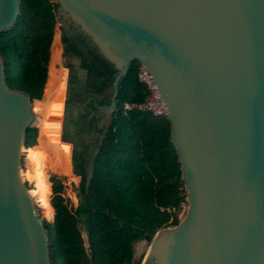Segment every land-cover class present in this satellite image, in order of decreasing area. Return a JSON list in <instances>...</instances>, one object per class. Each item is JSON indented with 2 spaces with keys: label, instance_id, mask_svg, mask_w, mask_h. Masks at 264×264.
<instances>
[{
  "label": "water",
  "instance_id": "water-1",
  "mask_svg": "<svg viewBox=\"0 0 264 264\" xmlns=\"http://www.w3.org/2000/svg\"><path fill=\"white\" fill-rule=\"evenodd\" d=\"M54 2L115 70L99 109L116 108L137 60L170 122L188 206L156 231L142 264H264V0ZM20 10V0H0V34ZM34 120L0 53V264H51L47 227L19 174Z\"/></svg>",
  "mask_w": 264,
  "mask_h": 264
},
{
  "label": "trees",
  "instance_id": "trees-1",
  "mask_svg": "<svg viewBox=\"0 0 264 264\" xmlns=\"http://www.w3.org/2000/svg\"><path fill=\"white\" fill-rule=\"evenodd\" d=\"M20 4L15 24L0 34V53L7 84L29 95L39 111L43 94L58 78L57 39H53L58 4L54 0H20ZM61 42L63 56L79 61L78 69L66 64L69 79L61 135L80 177L77 205L64 196L59 176H47L43 154L35 151L32 156L37 126L26 135L24 156L29 164L23 168L27 173L35 164L36 178L46 184V197L51 192L50 203L44 200L51 220L37 204L50 237L51 264H132L133 244L149 243L159 229L177 225L187 203L181 165L170 140L171 125L165 114L124 108L125 103L145 101L149 94L139 81L137 60L121 78L116 108L103 123L99 106L111 102L108 90L115 70L85 38L64 34ZM78 70L85 72L83 78ZM72 107L81 110L73 116ZM40 128L46 133V126ZM32 191L41 193L38 186Z\"/></svg>",
  "mask_w": 264,
  "mask_h": 264
},
{
  "label": "rangeland",
  "instance_id": "rangeland-1",
  "mask_svg": "<svg viewBox=\"0 0 264 264\" xmlns=\"http://www.w3.org/2000/svg\"><path fill=\"white\" fill-rule=\"evenodd\" d=\"M70 30L66 25L65 21L61 18L57 11V23L55 25L54 38H56V49H58V55L54 59L56 64V71L58 78L54 79L52 84L49 87V91L43 94L41 102L38 103L39 111L34 110V114L37 117H42L47 119L49 122V131L46 129V133L42 131L40 127L46 126L45 119L41 120L39 125L36 126L38 129L37 145L32 149V156H34L35 151H40L45 158V169L46 174L49 177V174H56L59 176L61 182L64 184V196L68 197L73 206L77 205V198L75 195V190L78 187L80 177L76 174L72 166L71 156L69 154L68 146L63 148L60 146L59 142L61 140L63 121L65 116V100L67 98V89H68V79H69V68L66 67L68 62L72 63L74 66L77 65V59H70L63 56V45L61 42V37L64 34H70ZM84 71L79 72L80 77H84ZM111 92V89L108 90ZM35 105V104H34ZM158 109V108H157ZM81 110L77 107H72L71 112L75 116L78 111ZM103 123L109 121L111 111H103ZM57 119L59 124L57 123ZM87 141H91V136L86 137ZM62 141V140H61ZM59 148L62 149V152L59 151ZM72 145H71V154H72ZM29 164L28 159L23 156L22 167L26 168ZM71 168V170H69ZM35 164L33 169L30 172L24 173V178L27 180L26 186H33L32 190H37V186L41 189V193L36 194V203L44 210V200H47L50 203V194L46 197V184L42 182L40 178L35 176ZM30 181V182H28ZM188 204H183L181 212L179 214L180 220L184 218L187 211ZM45 216L47 219L51 220L46 213ZM149 243L146 241L140 240L133 244V261L132 264H136L140 261V264L143 263L144 256L146 254Z\"/></svg>",
  "mask_w": 264,
  "mask_h": 264
},
{
  "label": "built area",
  "instance_id": "built-area-1",
  "mask_svg": "<svg viewBox=\"0 0 264 264\" xmlns=\"http://www.w3.org/2000/svg\"><path fill=\"white\" fill-rule=\"evenodd\" d=\"M138 78H139L140 82L146 84L147 89L149 91V94H148L145 101L138 102V103H125L124 108L126 110L132 109V108H135L138 110H149L156 115L165 114L166 112H161L159 109H157V106H156V104L154 102V98H153L152 88H151L150 84L148 83V81L144 78V74L142 72V65H141L139 73H138Z\"/></svg>",
  "mask_w": 264,
  "mask_h": 264
},
{
  "label": "bare ground",
  "instance_id": "bare-ground-1",
  "mask_svg": "<svg viewBox=\"0 0 264 264\" xmlns=\"http://www.w3.org/2000/svg\"><path fill=\"white\" fill-rule=\"evenodd\" d=\"M34 110H35V107H34V104H33V111H34ZM40 122H41L40 117H37V115H35L34 125H35V126H36L37 124L39 125ZM25 148H26V146H25V147H22V150H21L23 156H24V153H25ZM19 174H20V178H21V180L24 181V182H27V180L24 178V170H23V167L20 168V173H19ZM27 188H28V191H29L30 195H31L32 198H33V201H34V204H35L36 211H37V213L39 214L41 221L45 224L44 219L42 218V216H41V214H40V212H39V210H38V206H37L36 198H35V197H36V194L32 191V189H30L29 187H27Z\"/></svg>",
  "mask_w": 264,
  "mask_h": 264
},
{
  "label": "flooded vegetation",
  "instance_id": "flooded-vegetation-1",
  "mask_svg": "<svg viewBox=\"0 0 264 264\" xmlns=\"http://www.w3.org/2000/svg\"><path fill=\"white\" fill-rule=\"evenodd\" d=\"M68 29L70 30L69 32L71 33V34H74V35H76V36H81L80 35V33L76 30V28L73 26V25H68ZM82 37V36H81ZM70 58V57H69ZM70 59H74V57H71ZM76 59V58H75ZM77 61H78V59H77ZM78 64L79 63H77V65L76 66H74V68L75 69H78ZM81 70H78V74H79V72H80ZM83 71V70H82ZM111 89V88H110ZM109 92V91H108Z\"/></svg>",
  "mask_w": 264,
  "mask_h": 264
},
{
  "label": "crops",
  "instance_id": "crops-1",
  "mask_svg": "<svg viewBox=\"0 0 264 264\" xmlns=\"http://www.w3.org/2000/svg\"><path fill=\"white\" fill-rule=\"evenodd\" d=\"M45 121H47V119H45ZM57 123L59 124L58 119H57ZM45 124H46V129L49 131V128H50V127H49V126H50V125H49V122L47 121V122H45ZM59 143H60L59 145L62 146L63 148H65V146L67 147V145H65L63 141L60 140ZM68 148H69V147H68Z\"/></svg>",
  "mask_w": 264,
  "mask_h": 264
}]
</instances>
